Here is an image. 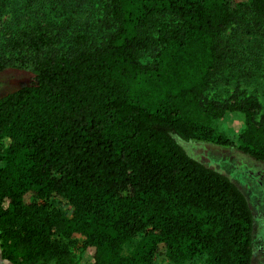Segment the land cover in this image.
Masks as SVG:
<instances>
[{
  "label": "trees",
  "instance_id": "trees-1",
  "mask_svg": "<svg viewBox=\"0 0 264 264\" xmlns=\"http://www.w3.org/2000/svg\"><path fill=\"white\" fill-rule=\"evenodd\" d=\"M248 16L264 31V0H0V73L32 76L0 96L2 259L251 264L246 197L181 145L264 163L257 99L207 97ZM227 112L236 143L211 126Z\"/></svg>",
  "mask_w": 264,
  "mask_h": 264
},
{
  "label": "rangeland",
  "instance_id": "rangeland-1",
  "mask_svg": "<svg viewBox=\"0 0 264 264\" xmlns=\"http://www.w3.org/2000/svg\"><path fill=\"white\" fill-rule=\"evenodd\" d=\"M238 1L248 4L249 0ZM10 16L5 15L2 21ZM222 39L232 44L237 53L234 59L228 58L222 72L207 91V97L222 101L233 93L241 98L254 96L262 107L261 116L264 117V31L256 27L252 17L248 16L245 22L228 28ZM30 84L32 76L29 73L5 70L0 73V96ZM211 126L236 143L245 127L244 117L239 112H227ZM181 145L189 156L228 177L244 194L254 217L251 264H264V163L236 148L195 142H181ZM129 251L126 247L124 253ZM80 264H93V260L89 254L83 253Z\"/></svg>",
  "mask_w": 264,
  "mask_h": 264
},
{
  "label": "crops",
  "instance_id": "crops-1",
  "mask_svg": "<svg viewBox=\"0 0 264 264\" xmlns=\"http://www.w3.org/2000/svg\"><path fill=\"white\" fill-rule=\"evenodd\" d=\"M0 264H11L5 260L2 259V256H1V250H0Z\"/></svg>",
  "mask_w": 264,
  "mask_h": 264
}]
</instances>
